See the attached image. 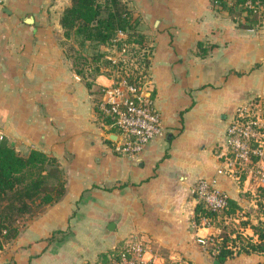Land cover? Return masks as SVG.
Segmentation results:
<instances>
[{
  "label": "crops",
  "instance_id": "obj_1",
  "mask_svg": "<svg viewBox=\"0 0 264 264\" xmlns=\"http://www.w3.org/2000/svg\"><path fill=\"white\" fill-rule=\"evenodd\" d=\"M70 3L0 0V131L23 154L58 157L66 179L64 195L25 222L0 264L101 262L123 240L142 241L156 264L264 263L260 253L220 262L200 240L220 227L194 219L199 179L214 180L242 212L256 205L249 177L226 154L238 106L264 105V23L240 26L212 0H129L150 47L146 87L163 125L130 156L116 150L115 128L99 112L108 66L89 87L71 51L90 59L111 47L66 39L60 19Z\"/></svg>",
  "mask_w": 264,
  "mask_h": 264
},
{
  "label": "trees",
  "instance_id": "obj_2",
  "mask_svg": "<svg viewBox=\"0 0 264 264\" xmlns=\"http://www.w3.org/2000/svg\"><path fill=\"white\" fill-rule=\"evenodd\" d=\"M70 1V5L64 9L60 19L68 41H75L80 46L89 42L95 47L117 44L119 48L127 43L132 51L141 52L138 59L144 65L145 72L147 71L151 62L150 47L147 46L148 40L145 34L138 27L139 22L134 16L129 0ZM228 1L212 0V6L215 9L226 8L240 26L255 25L259 19L258 13L264 14L262 10L264 0H231V3ZM237 13L240 18L243 16L244 23L238 20ZM119 31H124L125 36L119 38ZM87 59L85 55L75 56L74 64L78 74L91 87L96 75L102 72L101 66H111L112 61L106 57L105 50L101 49H97L88 61ZM241 178L243 180L245 176ZM65 192L66 179L58 157L36 148L23 154L2 139L0 141V252L18 236L28 219L43 212L49 205L58 201ZM194 196L197 199L196 192ZM249 198L254 199L258 207L257 221L246 218L240 222L242 229L233 227L230 230L227 229L229 227L227 218L238 216L244 209L238 200L229 196L227 204L221 210L213 209L204 201L197 200L194 217L197 223L200 224L203 218H206L210 225L218 217L223 220L221 224L218 222L214 224L223 229L219 234L213 235L214 241L208 246L211 252H214V248L218 250L215 254L220 262H225L241 253L264 254V184H259L256 191L250 192ZM246 214L249 215L247 211ZM247 228H251L252 232H248ZM50 238L56 237L54 235ZM126 246L125 240L119 242L115 248L102 254L101 262L118 257Z\"/></svg>",
  "mask_w": 264,
  "mask_h": 264
},
{
  "label": "built area",
  "instance_id": "obj_3",
  "mask_svg": "<svg viewBox=\"0 0 264 264\" xmlns=\"http://www.w3.org/2000/svg\"><path fill=\"white\" fill-rule=\"evenodd\" d=\"M118 35L121 38L125 36V33L119 31ZM110 47L111 49L105 52L106 57L112 61V65L105 71L108 72L112 83L102 88L99 112L103 120L110 127L115 128L112 133L117 134L116 150L135 156L154 136L163 132L162 118L146 87L147 73L138 59L140 54L135 50L132 51L127 43L122 48H119L117 44ZM242 107L244 105L238 106V109L244 113ZM233 127L236 125L231 123L228 129L229 137L233 134L231 132ZM3 138L4 135L0 131V139ZM194 192H196L197 200L204 201L207 206L216 210H221L227 204L229 197L226 192L216 188L214 180L208 179H199L194 186ZM201 223L210 224L206 218H203ZM200 240L209 246L214 241V237ZM144 251L142 241L131 240L118 257L99 264H156L154 258H145ZM217 251L214 248V253Z\"/></svg>",
  "mask_w": 264,
  "mask_h": 264
},
{
  "label": "rangeland",
  "instance_id": "obj_4",
  "mask_svg": "<svg viewBox=\"0 0 264 264\" xmlns=\"http://www.w3.org/2000/svg\"><path fill=\"white\" fill-rule=\"evenodd\" d=\"M262 10L264 13V8ZM259 13V19L255 24L264 22V14H261V12ZM237 15L238 20L244 23L245 20L241 19L238 13ZM71 51L76 57L78 55H83L82 53H77L76 50ZM137 52L138 54H141L140 51ZM242 105H244V107H242L244 113H241L237 108L236 114L233 118L232 123L236 125V127H233L231 130V132H233L232 136H228V148L226 156L228 157L230 166H232V171L234 173L236 172L241 177H249L248 186L251 190L249 189L247 193L245 192L247 197H249V193L256 191L259 184H264V105L255 99L242 103L239 106ZM229 139L231 141H229ZM246 209L249 213L248 216L246 212L241 211L242 213L239 212L240 216L235 215L227 218V224H229L227 229L230 230L233 227L236 229H242L240 227L242 226L240 223L241 220L251 218L255 221L257 219V205L252 203V205ZM220 218L221 217H218L217 220L212 221V225L216 224L217 222L221 224L223 220ZM222 229L223 228H220V232Z\"/></svg>",
  "mask_w": 264,
  "mask_h": 264
},
{
  "label": "water",
  "instance_id": "obj_5",
  "mask_svg": "<svg viewBox=\"0 0 264 264\" xmlns=\"http://www.w3.org/2000/svg\"><path fill=\"white\" fill-rule=\"evenodd\" d=\"M113 226H112V224L110 225V228H112Z\"/></svg>",
  "mask_w": 264,
  "mask_h": 264
}]
</instances>
